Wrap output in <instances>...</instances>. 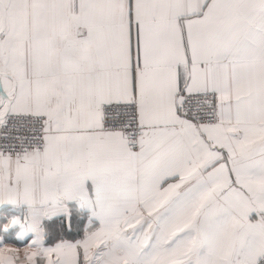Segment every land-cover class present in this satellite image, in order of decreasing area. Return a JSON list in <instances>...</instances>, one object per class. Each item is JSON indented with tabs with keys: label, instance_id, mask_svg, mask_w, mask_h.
<instances>
[{
	"label": "snow or ice",
	"instance_id": "6c2138e0",
	"mask_svg": "<svg viewBox=\"0 0 264 264\" xmlns=\"http://www.w3.org/2000/svg\"><path fill=\"white\" fill-rule=\"evenodd\" d=\"M0 264H264V0H0Z\"/></svg>",
	"mask_w": 264,
	"mask_h": 264
}]
</instances>
